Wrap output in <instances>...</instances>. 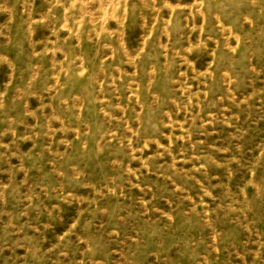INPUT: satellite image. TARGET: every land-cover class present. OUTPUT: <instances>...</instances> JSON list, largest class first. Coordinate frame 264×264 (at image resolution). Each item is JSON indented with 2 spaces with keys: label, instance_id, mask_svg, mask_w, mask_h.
Masks as SVG:
<instances>
[{
  "label": "rangeland",
  "instance_id": "1",
  "mask_svg": "<svg viewBox=\"0 0 264 264\" xmlns=\"http://www.w3.org/2000/svg\"><path fill=\"white\" fill-rule=\"evenodd\" d=\"M0 264H264V0H0Z\"/></svg>",
  "mask_w": 264,
  "mask_h": 264
}]
</instances>
